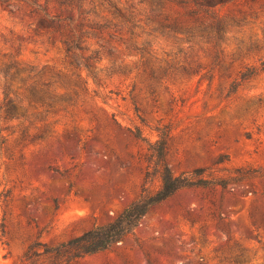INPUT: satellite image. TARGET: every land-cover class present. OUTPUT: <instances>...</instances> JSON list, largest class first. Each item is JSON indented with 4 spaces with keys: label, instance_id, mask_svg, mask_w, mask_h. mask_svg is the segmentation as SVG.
<instances>
[{
    "label": "rangeland",
    "instance_id": "obj_1",
    "mask_svg": "<svg viewBox=\"0 0 264 264\" xmlns=\"http://www.w3.org/2000/svg\"><path fill=\"white\" fill-rule=\"evenodd\" d=\"M32 1L0 0V264H20L35 240L56 244L109 222L143 188L156 190L150 145L162 132L175 175L258 171L224 187L181 188L132 234L71 264H264V71L229 93L240 72L264 61V0L165 2L157 12L147 0H110L132 10L135 26L83 37L87 53L101 56L95 77L68 63ZM191 7L207 19L188 15ZM32 82L50 84L51 105L32 100Z\"/></svg>",
    "mask_w": 264,
    "mask_h": 264
},
{
    "label": "trees",
    "instance_id": "obj_2",
    "mask_svg": "<svg viewBox=\"0 0 264 264\" xmlns=\"http://www.w3.org/2000/svg\"><path fill=\"white\" fill-rule=\"evenodd\" d=\"M59 7L52 11L49 7L50 0H43L42 3L37 0L32 1V10L36 12L48 25L52 33H57L59 40L63 44L65 56L68 63L77 69H87L93 77V65L101 60L99 50H92L87 53L88 48L83 44V37L92 35L97 36L102 29L113 26L117 27L122 24L130 23L131 27L135 26L133 13L130 8L126 12L111 4L110 0H56ZM144 0H139L142 2ZM151 4L150 11L157 12L165 2H176L188 7L194 6L200 8L212 7L216 3L209 0H147ZM72 4H75V9ZM88 4V7L86 6ZM105 4H107L105 6ZM54 8V7H52ZM99 9H106L111 18H118L120 22H111V19L102 17ZM188 15L194 16L201 20L207 19L199 10H191ZM62 10L66 12L62 13ZM76 10V16H74ZM71 14H70V13ZM73 13V14H72ZM93 15L91 19L88 16ZM212 26L217 30H223L225 21L217 13H213ZM100 18L102 22L96 21ZM86 21V22H85ZM103 47V45H101ZM109 54L111 50H108ZM11 66L8 65L2 70L4 87L8 89L9 80L13 78ZM93 66V67H92ZM264 71V61L260 66L246 67L239 73L238 77L232 81L229 93L234 92L238 86L248 78ZM30 78L23 80L24 83ZM49 83L32 82L29 84L30 96L33 101L40 103L41 106H49L55 100V95L49 92ZM15 100L11 97L8 101ZM18 102L20 100L18 99ZM13 109L8 110L10 117H14ZM167 134L162 132L160 139L150 145L151 155L153 157V174L159 179V187L156 190L143 188L140 195L122 209L118 215L111 221L103 224H94L89 230L68 240L48 244L41 240H35L28 244L25 251L19 258L20 264H71L78 259L109 249L114 244L121 241L126 236L133 233L140 220L145 216L149 209L168 198L175 191L192 186L208 187L219 185L224 187L228 182H241L255 176L257 169L239 167L227 177L205 178L203 169H195L187 175H175L165 161ZM148 173V171H147Z\"/></svg>",
    "mask_w": 264,
    "mask_h": 264
}]
</instances>
